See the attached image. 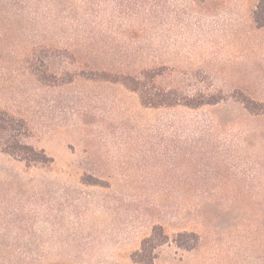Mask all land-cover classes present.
Listing matches in <instances>:
<instances>
[{"label":"rangeland","instance_id":"374dc122","mask_svg":"<svg viewBox=\"0 0 264 264\" xmlns=\"http://www.w3.org/2000/svg\"><path fill=\"white\" fill-rule=\"evenodd\" d=\"M259 1L0 0V110L45 161L0 149V264H144L157 225L150 264H264Z\"/></svg>","mask_w":264,"mask_h":264},{"label":"trees","instance_id":"16d2710c","mask_svg":"<svg viewBox=\"0 0 264 264\" xmlns=\"http://www.w3.org/2000/svg\"><path fill=\"white\" fill-rule=\"evenodd\" d=\"M264 0H260L258 7L261 11H256L254 21L259 27H264ZM103 80L111 82H121L128 89L137 92L142 104L146 106L158 107L161 105L172 106L175 104H184L186 106L197 107L200 104H215L218 101L208 100L200 101L197 104H193L189 101H181L177 99H171L165 91L152 92L147 87V82L152 81L158 75L155 70H143L141 72L142 77L133 76L130 74H116L112 71L103 70L98 73ZM246 108H251L249 101H243ZM27 125L21 118H17L6 111L0 110V149L11 156H14L30 165L32 163H44V152L42 150L35 149L32 145H29L22 141L21 137L25 134ZM185 233L179 234L175 239L177 246L187 248V243L182 241L180 237ZM193 236L195 242L198 237L196 233L191 232L188 234ZM168 239V236L164 233L162 227L157 225L153 228L152 233L144 238L141 242L139 250L132 254V259L138 263L150 264L154 259V250Z\"/></svg>","mask_w":264,"mask_h":264}]
</instances>
